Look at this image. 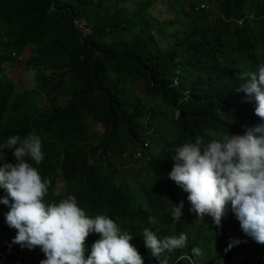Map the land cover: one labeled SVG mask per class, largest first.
Returning a JSON list of instances; mask_svg holds the SVG:
<instances>
[{
  "label": "trees",
  "instance_id": "1",
  "mask_svg": "<svg viewBox=\"0 0 264 264\" xmlns=\"http://www.w3.org/2000/svg\"><path fill=\"white\" fill-rule=\"evenodd\" d=\"M181 1L185 4L188 0H167L173 17L162 20L153 13V0H0V103L10 104L33 91V84L28 89L8 79V66L4 67L6 62L16 60L11 52L21 54L30 47L34 54L29 61L34 66L40 67V62L47 60V68L57 69L51 79L54 76L58 82L50 85L46 81L43 85L54 94L52 102L59 103V95H70L63 109H55L51 116L33 122L14 117L17 124H9L0 112V144L16 133L22 139L31 133L38 134L44 159L38 165L30 158L28 162L38 169L42 179L63 168L67 196H75L82 209L99 211L113 219L122 231L133 236L132 244L137 250L144 248V228H163V233L186 234L184 247L188 255L195 264H204L200 248L206 222L191 228L194 218L186 210H181L183 215L177 221L170 214L174 205L180 204L175 197L181 188L169 179L175 164L173 155L176 147L194 143L198 136L207 143L223 135H243L255 126V100L240 90V77L226 65L223 55L230 52L243 57L256 52L262 32H250L240 25L233 28L223 16L229 20L241 18L250 6L249 10L264 15V0H220V14L214 20L196 13L195 6L189 11L183 9L184 4L177 9ZM81 20L86 21L90 32L80 26ZM176 59L182 71L181 87L173 88ZM68 74L79 85H70V78L65 80ZM135 84L142 85L143 93L155 101L156 108L157 97L163 99L169 109L163 118L178 125L180 135L165 143L156 154H149L153 138L148 152L141 149L146 139L142 140L139 134L148 131L144 130L147 108L138 96L130 104L121 93L123 86L134 93ZM181 91L190 92L188 100H183ZM173 109L180 111L177 119ZM90 115L102 124L103 131L94 135L93 141L82 144ZM122 133L128 137L119 138ZM122 139L132 145L129 156L137 150L148 153L143 157L145 173L136 177L129 173L134 188L115 182L120 169L118 163L112 165L113 160L125 163ZM88 144L91 145L87 155L83 146ZM104 166L107 172L103 171ZM137 194L142 196L141 200ZM150 219L155 223H150ZM221 222L233 243L231 227L226 221ZM16 234L11 233L6 251L15 262L27 264L30 260L22 254L27 247L12 243ZM241 239L247 243L251 237L243 232ZM234 247L235 243L230 249ZM194 248L199 253H194ZM255 251L240 264H257L254 258L264 264V245ZM228 257L234 259L233 251H229ZM151 263L154 264L149 260ZM176 264L192 261L182 257Z\"/></svg>",
  "mask_w": 264,
  "mask_h": 264
},
{
  "label": "clouds",
  "instance_id": "2",
  "mask_svg": "<svg viewBox=\"0 0 264 264\" xmlns=\"http://www.w3.org/2000/svg\"><path fill=\"white\" fill-rule=\"evenodd\" d=\"M164 1L167 2V0ZM193 4L195 7H192L195 8L196 13L220 14L219 0H199L198 3L193 2ZM201 4H207L210 8L197 10ZM249 8L243 11L241 18L232 17L229 20L223 16V19L227 24H232L233 28L236 25L245 26L252 32L250 26L255 23L264 30V15H258L254 10L251 12ZM247 10L250 12L247 13ZM81 21L79 23L84 31L90 32L91 28L86 26V21ZM157 38L162 39L160 35ZM27 51H33L32 55H27L25 53ZM13 53L20 58L27 57L25 61L36 72L38 87L46 90L43 86L46 81L50 85L53 84L47 67L43 71L44 77L39 80L38 64L34 66L29 61L34 54L33 47L21 54L15 51ZM7 66L6 62L4 67ZM55 71L57 69L50 66L51 74ZM181 72V66L176 59V70L172 83L180 87ZM239 79L241 81L240 90L245 92L250 99L255 100L253 114L255 126L243 135H223L207 143L198 136L194 143L186 142L176 147L175 155H173L175 164L169 173V179L181 187L176 193L181 189L188 193L187 199L191 203L190 211L196 214L197 220L203 221L204 216L208 215L212 217L214 224L220 227L225 210L230 204L232 212L240 222L242 231L256 243L264 245V64L257 65L255 71L244 72ZM181 93L185 96L183 100L189 99V91H181ZM32 94L33 91L24 95L23 103L21 99L14 103L18 106L25 105L24 109L32 113L43 112L46 107H50L51 102L43 103L41 106L42 101L40 102ZM156 103H160V108H158L160 111L154 110L153 104L144 105L142 103L147 108L144 130L148 131L140 132L139 135L142 140L146 139L143 144L144 148H141L146 151L152 146L151 139L153 138V142L155 140V130L149 132L154 128L153 121H165L163 113L169 111L160 97H157ZM173 110L174 117L177 119L180 111ZM255 115L260 118L257 122ZM15 117L22 118L20 115ZM86 124L89 130L86 138L81 141L82 144L84 141H93V136L98 133L90 129L88 119ZM20 135L16 133L3 139L5 143L0 144V189H3L4 195V197L0 195V203L10 209L5 214L6 218L0 213V230L11 228L10 234L0 236V263L3 261L5 264H20L11 259L6 251L11 233L16 232L13 244L29 249L39 247L46 256L43 260L27 261V264H146L139 250L132 244L133 236L127 231H122L117 223L107 215L87 216L73 195L54 197L52 203L44 202L50 181L42 179L38 169L28 162V158L37 165L43 161L41 137L31 133L22 139ZM120 144L125 151L132 148L131 143H125L123 139L120 140ZM90 145L83 146L87 155ZM138 152L141 153L139 158L144 161V154L148 153L143 154L139 150L133 156H129L130 160L133 158L136 161ZM149 154H153L152 150ZM125 155L126 152L123 154L125 160L123 167L130 168ZM57 173L66 182L63 168H58ZM66 188L68 191L67 182ZM182 208L183 201L178 206L174 205L170 213L174 221L182 217ZM150 223H155V220L150 219ZM89 235V242L85 246ZM142 239L157 264H169L166 254L183 248L187 243V236L184 233L161 239L149 228L143 229ZM233 243L238 244L239 241L236 240ZM233 243H230L225 251L229 250ZM199 251L198 248L193 249L194 253H199ZM89 252L90 255H88ZM182 257L191 258L188 254L179 258ZM180 259L172 264H176ZM149 260L152 261L151 258Z\"/></svg>",
  "mask_w": 264,
  "mask_h": 264
},
{
  "label": "rangeland",
  "instance_id": "3",
  "mask_svg": "<svg viewBox=\"0 0 264 264\" xmlns=\"http://www.w3.org/2000/svg\"><path fill=\"white\" fill-rule=\"evenodd\" d=\"M204 1V0H203ZM208 1V0H207ZM220 1V0H219ZM199 2V1H198ZM197 2V3H198ZM183 1L181 3L177 4V9H182L183 6ZM184 8L186 11L192 10L193 0H188L184 4ZM153 13L156 16H159L162 18V20H169L173 17V15L169 12L167 4L164 0H153ZM247 13L250 11L247 10ZM252 12V11H251ZM202 16H206L209 18V20H214L215 16L217 14H211V13H206V12H201ZM252 32L258 33L262 32V38H258L256 42V52L251 51L249 53V56H234L232 53H225L223 55V60L226 63L227 66L234 68L239 77L244 72L247 71H255L257 68V65L259 64H264V30L258 26L255 23H252L250 26ZM27 55H32L33 51H27L25 52ZM14 57H17L16 60L13 62H8V68L5 71V75L8 79H10L12 82L15 84H18V86H23L26 88H30L31 85L33 84L34 86H37V78H36V72L34 69H32L31 66L27 64L25 61L26 58H20L18 55H15ZM42 62V63H41ZM40 62V67L37 70L38 78L39 80L42 72L46 68V63L47 60L41 61ZM70 78V85H79V82L77 80H72V75L68 74L65 78L67 80ZM58 79H52L51 83H55ZM134 93L129 92L126 87H122V93L127 96L130 104H134L135 98L134 97H139L142 100V103L144 105H149L153 104L152 108L154 110L160 111V103H157V107H155V101L150 100L142 90V85L141 84H135L133 86ZM21 94H18L16 96H20ZM160 100V99H158ZM43 106V102L41 104ZM255 120L256 122L260 120L259 117L255 115ZM88 121L90 123V129H94L98 133H102L103 131V126L99 122H95L93 117L90 115L88 117ZM170 122H173V125L170 124ZM154 128H152L149 132H152L155 130V140L153 143L152 147V152L153 154L158 153L159 151L162 150L163 145L165 143L174 141L179 135V129L178 125L174 121H153ZM122 137H128L125 133L120 134L119 138ZM125 142V140H123ZM126 143V142H125ZM130 151H126V160L129 163L130 168H124L123 164L121 162H118L117 160H113L112 165H116L117 163L119 164V173L115 177V182L118 184L124 183L125 186H132L134 188V180L129 177V173L133 172V175L140 176L145 173V166L146 162L142 161L141 158H137L136 161L133 160V158L130 160L129 158ZM143 157V156H142ZM91 160H94V158H91ZM49 162V161H48ZM103 171L107 172L106 167L104 166ZM45 178L50 181V185L48 187V192L44 197V202L45 203H52L54 202V197H66L68 194L67 188H66V182L64 179H62L59 175V173H55L53 176H48L46 174ZM5 191V190H4ZM3 189H0V195L4 197L3 195ZM139 200L142 199V196L140 194H137ZM188 193L183 191L182 189L176 194L177 199L183 201V208L182 211H187L190 215H192L194 219L190 221V227L192 228L193 226H201L204 222H206V232L204 235V241L202 243V246L200 248L201 250V255H202V261L204 264H240L241 261L244 259H249L251 255L256 254V249L258 247H262V244L256 243L252 238L249 240V242L245 243L241 239V235L243 233L241 227H240V222L236 218L235 214L231 210V205L229 204L228 207L225 210V215L222 217V220L226 221L229 226L231 227L234 236H235V241L238 240L239 243H235V247L231 250H227L229 244L231 243L230 239L228 238L227 232L225 225L221 222V226L217 227L214 222L212 217L205 215L203 218V221L197 220V216L195 213L190 211L191 208V203L187 199ZM9 207L4 205L3 203H0V213L1 215L6 218L5 214L9 211ZM85 211V214L90 217H95L96 215H102L101 212L99 211H91L90 209H83ZM221 220V221H222ZM234 222V223H231ZM153 224V223H152ZM129 227L131 226L130 224L128 225ZM11 228H6V229H1L0 230V236H7L10 234ZM153 231L157 234L158 238H164L166 236L173 235L168 232L163 233V228H155ZM93 234V233H91ZM90 234V235H91ZM87 237L85 246L87 242H89V237ZM142 243L144 245L143 239ZM229 251H233V257L234 259H229L228 253ZM255 251V252H254ZM254 252V253H253ZM139 253L141 256L144 258V261H146V264H149V258L152 259V261L157 264L156 260L151 256L150 252L146 249L145 245L144 248L141 246ZM253 253V254H252ZM24 258L30 261H37V260H43L46 259L45 254L41 251V249H29L26 248L24 249L23 253ZM188 254L186 251V247L176 249L174 252L167 255L168 263L172 264L175 263L177 259H180L179 257ZM189 258V257H188ZM192 261V264H195V261L193 258H190ZM255 262L257 264H260L259 259L254 258ZM245 262V261H244ZM251 264V262H249ZM145 264V263H144ZM152 264V263H151Z\"/></svg>",
  "mask_w": 264,
  "mask_h": 264
},
{
  "label": "bare ground",
  "instance_id": "4",
  "mask_svg": "<svg viewBox=\"0 0 264 264\" xmlns=\"http://www.w3.org/2000/svg\"><path fill=\"white\" fill-rule=\"evenodd\" d=\"M261 18H263V16H261ZM11 54H12L13 57L15 56V53L11 52ZM14 58L16 59L17 57H14ZM47 69L49 70V73L51 75L50 68H47ZM172 86L176 87V86H178V84L172 83ZM63 88H65V86H63ZM32 95L36 99H38L40 102L41 101L43 103L51 102L50 103V107H46V109H44L43 112H33L32 113L29 110L24 109L25 105H19L18 106V104L14 103V102H12L10 104H7L6 102L5 103H0L1 116L5 119V121L7 123H9V124H17L16 119H14V117L17 116V115H20L21 117H24V118H26V119H28V120H30L32 122L35 121V120L42 119L45 116H51V113L53 112V110L59 109V108L63 109L65 104H66V102H67V100H68V98L70 97L69 94L65 93V94H62V95L58 96V102L59 103H56L55 101L52 102V99L54 98V96H53L54 94L48 92L47 90L41 89L38 86H34L33 87V94ZM20 99H21V103H23V101L25 100L23 95H21ZM17 108H19V111H17Z\"/></svg>",
  "mask_w": 264,
  "mask_h": 264
},
{
  "label": "built area",
  "instance_id": "5",
  "mask_svg": "<svg viewBox=\"0 0 264 264\" xmlns=\"http://www.w3.org/2000/svg\"><path fill=\"white\" fill-rule=\"evenodd\" d=\"M210 7L207 4H201V6L197 7V10L199 9H209ZM141 156V153L138 152L137 157L139 158ZM0 264H5L3 261Z\"/></svg>",
  "mask_w": 264,
  "mask_h": 264
}]
</instances>
